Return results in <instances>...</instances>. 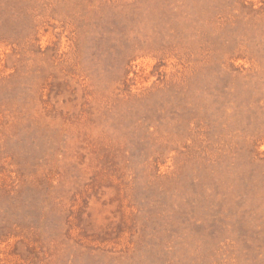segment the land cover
<instances>
[{
    "label": "rangeland",
    "instance_id": "1",
    "mask_svg": "<svg viewBox=\"0 0 264 264\" xmlns=\"http://www.w3.org/2000/svg\"><path fill=\"white\" fill-rule=\"evenodd\" d=\"M0 264H264V0H0Z\"/></svg>",
    "mask_w": 264,
    "mask_h": 264
}]
</instances>
